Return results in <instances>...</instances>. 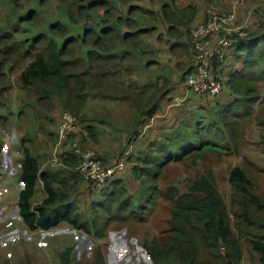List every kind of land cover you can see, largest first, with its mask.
<instances>
[{"label": "trees", "instance_id": "trees-1", "mask_svg": "<svg viewBox=\"0 0 264 264\" xmlns=\"http://www.w3.org/2000/svg\"><path fill=\"white\" fill-rule=\"evenodd\" d=\"M173 2L174 0H170V2L162 0L159 14L170 23H182L186 27L182 32L186 34L189 55L192 56L191 40L187 37L186 32L190 25L199 22H193L191 19L195 9L193 6H188L172 12L170 5ZM99 5L103 7V12L107 13L102 21L109 20L111 6L104 7L105 0H90L86 6L92 8ZM76 9L81 14L84 11L82 4L76 5ZM142 10L141 6L131 4L127 6L125 15H117L112 24H106L105 21L95 27L83 26L81 30L83 38H80V45H85L86 36H91V39L89 40L90 44L86 45L84 56L79 58L80 60L83 59L85 64L84 69L79 72L71 70V67L77 64L79 60L64 58L70 51L69 47L77 41V36L70 33L66 34L59 22L51 23L50 30H48L51 33V40L45 47L44 52H37L35 57L21 70L19 87L21 90H34L33 85H35L37 90H40L39 99L53 95L60 98L65 94L66 98L62 99L64 106L69 108V100H74L76 103V109L74 110L79 111L80 106L87 97L85 89L93 87L99 81L97 78L99 73L96 71L99 61H109L114 58H118V61L122 60L126 53L131 52L126 48V43L131 41L129 39L147 32V35H149L152 32V24L150 26H139L133 33L129 28L122 29L120 27L122 25L123 27H130L127 22L135 19L132 16L133 13ZM145 11L149 12L151 10ZM186 14H189V17L183 24L182 20ZM66 16L67 18L72 17L70 9H67ZM173 29L174 27H169L170 33ZM53 31L59 34V45H56L54 41ZM44 38L43 33L35 34L33 38H30L28 48L37 47V43ZM182 45L183 43L180 41L174 42L171 44L170 49L173 47L172 51H175L174 49L178 50ZM148 47V49H151L150 46ZM99 49L106 52L100 53L98 52ZM135 51H138L140 55L145 52L141 46L140 48L137 47ZM230 55L235 62L239 61L241 64L239 67L230 68L226 75L222 72L223 68L216 71L218 73L216 77L222 82L223 88L215 96L218 97L226 90L232 97L223 103L217 104L212 109V115L218 116L230 146L204 137L203 131L200 130V124H202L200 120L190 118L182 120L179 126H176L170 134L165 135L160 142L155 144L158 147V154L153 156V159L144 158L147 162L146 166H140L137 161L132 166L135 177L140 178L145 184L143 195L134 201L122 184V180L113 178L105 186L111 183L116 185L111 188L101 187L98 196L92 201L94 218L91 220H82L69 202H59L53 179L44 170H40L38 158L27 147H23L19 171H17L20 188L16 194V207L23 224L29 229H35L36 227L49 229L66 224L72 229H79L86 234H92L94 238L104 236L105 230L102 229L107 226L106 223L118 222L126 218L143 222L149 217L160 197L157 186L152 185L150 181L156 180L160 175V171L169 163H183L190 158L204 159L207 153L219 155L237 151L240 147L244 123L251 118L254 105H257L260 99L257 84L264 80V25L259 27L256 24L247 36L236 39L229 53ZM3 59L0 60V69ZM140 59L142 60V58ZM151 63L152 60L148 58L144 61V66L149 67ZM191 63L193 62L191 61ZM192 68L191 65L189 70L183 71L181 74L183 80ZM0 73H3V70H0ZM104 75L106 76V74ZM168 76L162 78L165 82L160 86H157L156 83L149 84V82L138 85V82L132 79L124 89L129 91L113 93L112 90L108 89L106 92L103 91L100 97L126 98L128 102L136 105H139L140 101L141 103L145 101V107L147 108L142 109L137 114V116L143 115L142 119L145 120L154 114L158 102L168 93L167 90L170 88ZM106 78L108 79L107 76ZM4 88V85L0 86V90ZM151 89L155 91L152 92L153 98L152 95H143V90ZM256 118L258 119L259 128L262 129L259 133L264 143V119L257 115ZM79 128L80 131H86L85 127ZM135 132L133 130L131 135H134ZM134 141L133 136L130 137L126 147L115 156L113 161H107L108 159L98 151H95L96 157L103 164H115L124 153V150L130 146L132 152L127 157L124 170L135 157L134 146L136 143ZM63 162L75 168L77 158L75 155L67 153L63 157ZM76 172L80 176L79 171L76 170ZM212 180L211 174L209 177L203 175L191 179L185 190L181 192L174 184L166 188L163 198L171 205L169 207L170 216L167 220L168 228L164 232L166 236L162 239L153 236L144 243V249L154 264H167L169 261L173 264H240L243 255L241 237L246 240L250 249L258 254L259 263L264 264V198L257 192L255 185L241 166L236 165L229 170L228 180L233 188L230 204L234 208L231 215L236 219L237 227L240 229V234L235 233L230 226V213L227 211L221 195L213 189ZM39 183L42 184L46 196L39 204L33 206L32 198ZM90 185V183L86 185L89 191H91ZM241 225L244 229H241ZM71 244L66 243L65 246L56 251L55 264H89L82 263L73 256L75 252L80 254L81 250H75L74 252ZM80 257L78 256V258ZM0 264H8V262L3 260ZM21 264L33 263L24 260ZM91 264H105L104 255L99 254L97 251L95 261Z\"/></svg>", "mask_w": 264, "mask_h": 264}, {"label": "rangeland", "instance_id": "rangeland-1", "mask_svg": "<svg viewBox=\"0 0 264 264\" xmlns=\"http://www.w3.org/2000/svg\"><path fill=\"white\" fill-rule=\"evenodd\" d=\"M89 1L90 0H0V60L4 58L0 69L3 70V73H0V86H5V88L2 89L3 91L0 90V149L2 151V158L0 159L4 162L2 164L3 168L7 170L6 164H10V161L6 162L7 154L3 147L4 144L2 145V143L8 144L11 142V151L13 155H11L12 165L9 167V172H12L10 176L14 173L13 179L16 183H19L20 181L18 180V173L16 174V170L19 167L18 160H21V158H19L18 154L22 153L23 147H27L30 152L38 158L40 170H44L46 174L53 179V185L57 191L59 202H69L72 204V207L81 216L82 220H91L94 218L92 210L93 205L91 203L95 199L94 196H98V192L94 194L87 189V182H84L80 178L72 165H67L64 162L62 165L54 164L49 161L50 154L58 141L55 128L60 111L68 110L76 115L80 121L78 128H86L87 125L89 127H87L88 129L86 128L88 132L87 135L89 134L88 137H92L96 140L101 139V136H98V134L94 132L95 128H99L100 123L98 122L102 123L111 116V123L118 120V122L123 125V122L127 123V118L129 120L132 118L130 116L132 109H127V106H130L128 103L116 102L110 107L107 104V100H105L106 102H102L103 99H101L102 97L100 96L103 91L106 92L108 89L112 90L113 93L122 91L125 89L126 81H128L129 78L138 81V84L151 80L152 84L156 83L157 86H160L165 82L162 78H167V75H169L168 78H170V73L175 72V70H172L170 67L173 64H169L164 60L165 47L162 34L160 33V42L157 45V49L155 46L152 47L150 42L148 44V38H156L157 29L163 28L166 24V22H162L161 25V20L163 19L159 14L162 0H125L123 2L121 0H105L104 7L111 6L109 10V13L111 12L109 14L111 17L109 20L104 21H102V19H105L107 13L103 12V7L100 5L92 8L90 6L88 7L86 5H88ZM176 3L181 6L193 4L196 11L198 10L197 8H204V10L206 8H212L219 12L227 10L229 5L228 0H176ZM81 4L84 9L82 14L77 12L76 9V5ZM131 4L139 5L143 10L133 13L132 16L135 19H132L131 22H127L130 24V27H123V25L120 27H122V29L129 28L131 33H133L139 26H150L152 24V32L149 34L150 37H148L149 35H147V32L133 39H129L131 41L126 43V48L131 50V52L126 53L120 61H118V58L109 61H99L96 70L99 73V76H97L99 81L96 82L93 87L85 89L87 97L80 106L79 111L74 110L76 109L74 100H69V108H67L68 106H64L62 99L66 98L65 94L60 98L53 95L51 97L44 96L39 99L40 90H37L35 85H33L34 90H21L19 87V74L35 57L37 52H44L45 47L51 40V33L48 31L50 30L51 23L59 22L63 26L66 34L70 33L77 36V41L69 47L70 51L64 58L79 60L77 64L71 67L72 71L79 72L85 67L83 59L80 60L79 58L84 56L85 49L87 48L86 45L90 44L89 40L91 39V36H86L85 45H80V38H83L81 35L82 27H95L105 21L106 24H112L117 15H125L127 6ZM247 8H251L253 11L251 16V29L256 24L259 25V27L260 25L263 26L264 0H247L245 5L240 8V22L246 19ZM67 9H70L72 12L71 18H67L66 16ZM145 10H151L152 14L151 11L147 12ZM38 33H43L45 38L37 43V47L28 48L30 38H33L34 35ZM3 34L7 35L4 36ZM52 35L56 45H59V34L53 31ZM181 42L183 45L180 46L177 51L180 53H185L187 51L186 55L189 56L188 40L185 39V41ZM140 46L143 47L145 51L143 55L135 51V49L137 47L140 48ZM148 46H150L151 49H148ZM98 52L101 53L106 51L99 49ZM140 58H142V60ZM148 58L152 60V63L149 67H145L144 61ZM229 67H235V64H231ZM106 68L115 71L119 70V73L115 74L108 81L103 74ZM129 73L137 74V76L130 77L128 76ZM140 79L141 81H139ZM152 92L155 91L152 90ZM257 92L260 94V99L257 105H254L251 118L244 123L239 149L228 154L217 155L207 153L204 159L190 158L183 163L172 162L165 166L160 171V175L157 179L150 181L152 185L155 184L157 186L160 197L157 200L158 202L154 210L145 221L138 222L126 218L122 221L106 223L107 226L102 229L105 230V235L97 238H94L92 234H86L83 230L81 232V230L78 229L79 238L75 243L70 234L72 230H68L70 233L67 231H55L56 233L48 236L50 244L44 249L36 247V245H34L35 238H32L28 239L29 242H21L19 245H13V247L10 248L7 247L12 251V256L5 258L3 252L6 247H0V262L5 260L8 264H21L22 261L29 260L33 264H55L57 259L56 251L65 246L66 243H72L71 245H73L74 252L75 250H81L83 257L81 253L77 254L76 252L73 253V256L82 263H94L97 251L99 254H103V251H106L110 247L112 251L125 250L123 255L124 264H152L153 262L151 263L148 254L144 251V243L153 236H158L159 239L166 236L164 232L168 228L167 220L170 216L169 207L171 206L170 203L163 198L166 188L174 184L181 192L185 190L191 179L203 175L209 177L210 174L213 178V189L221 195L225 202L226 209L230 213V226L235 233L240 234V229L237 227L236 223L237 221L231 215L234 208L230 204L233 188L228 180L229 170L233 166H241L255 185L257 192L264 198V143L259 133L262 129L259 128L258 119L256 118L257 115L264 119V80L258 82ZM223 95H225V92H223ZM227 96L229 95L227 94ZM25 102L29 104L27 105ZM206 103L209 102L206 101ZM206 108L207 110L202 109L196 112H193V109L189 112L186 111V118L200 120V123H202L200 124V130L203 131L204 137L211 138L225 145L229 144L230 146L218 116L212 115V109H214V107L206 106ZM120 117H122V119ZM130 136L132 135L129 134L127 137ZM82 142L85 148L93 149L86 144V141L83 140ZM155 142L156 141H153L152 143ZM106 145L108 144L105 143L104 146ZM126 145L127 142L121 143V138L119 137L114 153L118 155ZM8 146L9 145H7V147ZM157 148L155 144H152L151 154L144 155L146 149H141L138 154L134 153L135 157L133 158L137 160L140 166H146L147 162L144 158L153 159V156L158 154ZM93 150L96 151L95 149ZM148 151L151 152L149 149ZM108 153L109 151L105 152V154ZM57 154L58 161L60 160L59 154L62 156L61 160L63 161V154L59 151ZM123 179V183L128 187V191L131 194L136 193L138 182L132 178V175L129 176V179L126 177H123ZM2 180L3 179H0V227L3 225L6 218L11 217L13 213L16 212V207L13 204L16 188L14 184L10 185L9 182ZM12 186L14 187L12 188ZM45 196L42 184L39 183L35 195L32 198L33 206L39 204ZM241 229H244L243 225H241ZM121 230H126V232L135 235L137 241L134 237H129L130 235L126 237L125 241L121 240L119 236L115 237V233ZM241 240L243 255L240 264L254 262L255 259L253 260V258L257 256L256 253L250 249L249 244L246 240H243V237H241ZM82 243V248L78 247ZM78 256L81 257L78 258ZM167 264L173 263L169 261Z\"/></svg>", "mask_w": 264, "mask_h": 264}, {"label": "built area", "instance_id": "built-area-1", "mask_svg": "<svg viewBox=\"0 0 264 264\" xmlns=\"http://www.w3.org/2000/svg\"><path fill=\"white\" fill-rule=\"evenodd\" d=\"M246 1L229 0L227 10L221 12L206 8L203 12V19L188 27L187 34L191 40L193 68L185 76L184 82L191 92L215 96L222 90L223 84L216 77L218 74L216 71L225 65L234 41L247 36L252 27L253 11L251 8L246 9V19L241 22L239 20L240 8L245 5ZM79 123L78 117L70 111H60L55 128L58 141L50 154L49 161L54 164H63L60 154L58 161V151L63 154V157L67 153L75 155L77 158L75 169L79 171L81 179L90 183L92 188H101L112 181L116 172L123 170L132 148L128 146L115 164H103L96 157L93 149L85 148L83 145V137L87 135V131H80ZM66 226L67 228L63 229L60 227L29 229L21 221L16 208V212L6 218L0 227V247H6L3 255L5 258L12 256L10 247L32 238H35L36 247L47 248L50 244L48 236L58 231L72 230V233H69L72 235L73 242L77 241L79 230Z\"/></svg>", "mask_w": 264, "mask_h": 264}, {"label": "crops", "instance_id": "crops-1", "mask_svg": "<svg viewBox=\"0 0 264 264\" xmlns=\"http://www.w3.org/2000/svg\"><path fill=\"white\" fill-rule=\"evenodd\" d=\"M167 1L170 2V0H167ZM188 6H193V4H187L185 6H181L176 3V0H174L173 4L170 5V10L174 12L178 9H183ZM197 9L198 10L197 11L195 10V12L193 13L191 17L193 22H197L203 19L204 8L203 9L197 8ZM188 17H189V14H186V16L182 20L183 24L188 20ZM161 18L163 19L161 20V25H162V22H166L165 26L164 27L162 26L163 28H158L156 31L157 37L148 38V42H150L152 47L155 46V48L157 49V45L160 42L159 37L162 34L164 47H165L164 60L169 64L172 63L173 65L172 66L169 65V66L172 68V70H175V72L170 73V78H169L170 88L169 90H167L168 93L164 97H162L160 101L158 102V106L154 114L150 115L145 120L142 119L143 115L137 116L138 112H140L142 109L147 108L145 107V103H144L145 101L143 103H141L140 101L141 105L140 104L136 105L134 103L128 102V99L126 98L118 99V98H113L109 96H104L101 98L103 99L102 102H106L105 100H107V104L110 107L116 102H126L128 103V105H130V106H127V109H132L130 113L131 114L130 116L132 118L130 120L127 118V123L123 122V125L122 123H119L118 120H116V122L111 123L110 122L112 120L111 116L105 119L103 121L104 123L98 122L100 123L99 128H95L94 132H96L98 136H101V139L96 140V139H93L92 137H88L89 134L83 137V140L86 141V144L92 147L93 149H95L96 151H98L99 153L101 152L103 154V157H106L108 159L107 161H113L115 159V156L117 154H115L114 152L116 151V145L119 141V137L121 138V143H124V142H128L129 138L133 136V140H135L134 142L136 143L134 153L138 154L141 151V149H146L144 152V155L151 154L152 153V142L156 141L154 144H157L158 142L161 141V138H164V136L170 134L176 126H179L182 120L186 119V115H185L186 111L189 112L192 109H193V112H196L202 109L207 110L206 106L215 107L217 104L223 103L231 99L232 97L226 90L224 91L225 95H223V92H222L218 97L217 96L213 97L212 95H209V94L199 97L198 95L192 93L188 89L187 85L185 84L184 80L181 77V74L183 73V71L190 69L192 65L191 63L192 56L186 55L187 51L185 53H180L176 49H174L175 51H172L173 47L170 49L172 43L178 42V41L180 42L185 41L186 34L182 32V30L185 29V26L182 25V23L181 24L170 23L166 21V19H164L162 15H161ZM170 26L174 27V29L172 30V33H170L169 31ZM232 58L233 57L230 55L225 65L223 66L222 72L224 75H226L229 72V69L232 68V67H229L231 64H235V67L237 66L239 67L241 64L239 61L235 62ZM103 73L106 74L108 79H111L115 74L119 73V70L115 71V70H110L106 68ZM128 76L136 77L137 74L129 73ZM132 79L133 78H129V80L126 81V85H128ZM139 81H141V79ZM148 82L149 84H152L151 80H148ZM142 83H145V82H142ZM127 91L129 90H122V92L120 93L127 92ZM227 94L229 96H227ZM143 95H152V90H143ZM206 101H208L209 103H206ZM122 117L120 118L122 119ZM94 122H97V121H94ZM133 130L136 131L135 134L130 137H127L129 134L133 132ZM78 133H80V131H78ZM105 143H107L108 145L104 146ZM2 145L5 148V151L7 154L6 162L10 161V164H6V167H7V170H6V168L4 169L2 165L4 162L0 159V179H3L2 181L9 182L10 185L14 184L16 188V194H17V189L20 188V182L16 183V181L13 179L14 173L12 176H10L12 172H9V167L10 165H12V157H11V155H13L11 151L12 143L11 142H9L8 144L2 143ZM7 145L9 146L7 147ZM148 149L151 150V152L148 151ZM106 151H109V153L104 154ZM1 153L2 151L0 149V158H2ZM18 155H19V158H21L22 153H19ZM135 161L137 160L132 159L127 164L126 168L122 172H119V171L116 172L115 177H114L115 179L117 178V179L122 180V184L124 186L125 184L123 183V180H124L123 177H126L127 179H129V176L132 175V178L136 182H138V189L136 193L134 194H131L128 191V187L125 186L127 192L132 196V199L134 201H136V199H138L139 196L143 195V189L145 187V184L142 182V180L140 178H136L132 172V166L136 164ZM18 162H20V160H18ZM18 166H19V163H18ZM16 171H19V167L17 168ZM17 173L18 172H16V174ZM114 185L116 184L111 183L110 185L105 186V187L111 188ZM14 186H12V188ZM90 189L92 193L95 194V192H99L101 188L91 187ZM131 190L134 191L133 189ZM94 198H96V196H94ZM13 204L14 206H16V195H15V198L13 199ZM59 227L60 229L67 228L66 224L60 225ZM116 236H119L120 239L124 241L126 240L127 236L134 237V239L136 240L135 235H132L126 232V230H121L120 232H116L115 237ZM82 246H83V243L79 245L78 247L82 248ZM124 253H125L124 249H121L120 251L119 250L112 251L110 250V247H109L106 251L105 250L103 251V255L105 258V264H109V263L124 264V261H123ZM256 255L257 256H254L253 258V260L255 259L254 262H250L249 264H260L258 261V254L256 253Z\"/></svg>", "mask_w": 264, "mask_h": 264}]
</instances>
